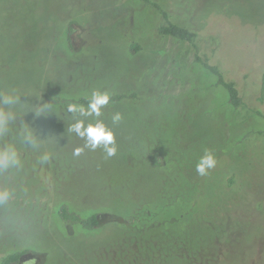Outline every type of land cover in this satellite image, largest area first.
Listing matches in <instances>:
<instances>
[{
  "label": "rangeland",
  "instance_id": "obj_1",
  "mask_svg": "<svg viewBox=\"0 0 264 264\" xmlns=\"http://www.w3.org/2000/svg\"><path fill=\"white\" fill-rule=\"evenodd\" d=\"M155 1L197 31L200 55L264 114V0ZM162 22L141 0H0V91L19 92L23 122L46 137L50 154L41 162L22 148L23 168L0 176L13 190L0 205V256L27 249L20 264H264V116L234 109L191 45L158 34ZM94 89L139 96L102 109L115 129L112 157L102 146L74 156L84 140L67 131L66 103L51 101ZM45 102L53 112L36 116ZM117 111L123 119L112 125ZM205 149L218 163L200 176ZM62 202L106 219L91 231L66 225Z\"/></svg>",
  "mask_w": 264,
  "mask_h": 264
},
{
  "label": "clouds",
  "instance_id": "obj_2",
  "mask_svg": "<svg viewBox=\"0 0 264 264\" xmlns=\"http://www.w3.org/2000/svg\"><path fill=\"white\" fill-rule=\"evenodd\" d=\"M21 95L14 87H7L0 91V176L10 180L14 173L23 168L22 148L41 153L40 161L47 162L50 154L45 149L49 141L36 128L23 122L26 111ZM112 93L107 90L94 89L91 91L87 103L68 102L64 106L65 113L71 116L68 133H73L84 140L83 147H76L74 156H79L84 148L95 150L103 147L107 157L116 155L117 143L115 129L101 119L102 109L109 105ZM36 116H47L53 112V105L47 102L35 106ZM123 119L117 111L111 116L112 125H117ZM218 161L214 151L205 149L199 157L195 170L200 176H207L214 169ZM13 199L10 186H0V205L7 206Z\"/></svg>",
  "mask_w": 264,
  "mask_h": 264
},
{
  "label": "trees",
  "instance_id": "obj_3",
  "mask_svg": "<svg viewBox=\"0 0 264 264\" xmlns=\"http://www.w3.org/2000/svg\"><path fill=\"white\" fill-rule=\"evenodd\" d=\"M145 4L153 7L157 12L162 16L163 22L157 27V32L161 36H167L175 39L178 42L188 43L194 49V61L199 63L207 72L214 76L215 80L212 83L214 87H222L227 93V101L234 108L238 109L240 107L245 108L248 111H252L255 114L264 116L262 111L259 109L248 108L241 92L239 91L236 83L228 79L223 73L222 69L216 63L211 62L208 56H201L199 46L197 43L198 33L187 27L186 25H181L173 21L170 17L169 12L155 0H141ZM229 14H234L229 12ZM72 32V22H69L66 27V33L68 36V45L72 47L70 42V33ZM133 51L138 49V44L133 43L131 45ZM263 84H264V75H263ZM89 96H78V97H69V96H56L52 97L51 101L53 103H68V102H77L86 104ZM139 96L134 91L127 92H114L112 93V99L109 104L120 102L126 99H138ZM57 215L59 219L66 225L75 226L78 225L82 229L91 231L98 229L103 222L105 221V216L103 212L92 211L86 215H81L80 213L72 210L66 202H62L57 210ZM28 250H14L0 256V264H20L23 259V255Z\"/></svg>",
  "mask_w": 264,
  "mask_h": 264
}]
</instances>
